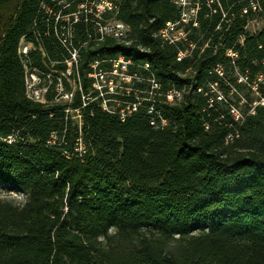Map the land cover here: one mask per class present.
<instances>
[{"label":"trees","instance_id":"16d2710c","mask_svg":"<svg viewBox=\"0 0 264 264\" xmlns=\"http://www.w3.org/2000/svg\"><path fill=\"white\" fill-rule=\"evenodd\" d=\"M84 1L66 0L62 13ZM113 1L133 42L89 43L83 85L95 57L149 62L163 91L184 90L178 102L156 104L164 128L151 124L147 101L125 121L92 102L80 129L54 93L48 103L29 99L19 43L25 37L55 58L60 24L43 0H0V264H264V27L247 31L264 17V0H255L257 12L251 0H193L198 26L182 23L187 39L173 44L154 31L181 20L176 1ZM75 27L84 40L90 26ZM31 54L42 67V52ZM210 83L227 96L257 84L259 96L245 95L236 120L232 101L219 100ZM81 105L77 92L71 106ZM17 130L15 143L4 140ZM53 132L57 142L48 143Z\"/></svg>","mask_w":264,"mask_h":264},{"label":"built area","instance_id":"2783aa9c","mask_svg":"<svg viewBox=\"0 0 264 264\" xmlns=\"http://www.w3.org/2000/svg\"><path fill=\"white\" fill-rule=\"evenodd\" d=\"M53 5H47L44 0L41 7L46 11L53 13L56 24H60L56 30V36L59 41V47L55 49L59 52L56 57H50L43 50L42 46H35L34 43L26 41L22 37L19 43L18 54L24 69L25 92L29 99L48 103V96L54 93L53 101L55 103L66 104L63 110L65 120H73L81 129L84 119V111L88 104L96 103L104 110L110 113H116L122 121H125L133 112L139 109L144 102H148L147 110L151 115V124L157 128H164L168 119L157 108L156 104L162 102L175 103L184 96V90L177 88L163 91L160 82L153 74L149 62L137 64L131 58L119 54L113 58L101 59L95 57L88 60L90 70L87 78L90 83L85 88L80 73L82 61V50L89 43H98L106 37H112L125 45L133 42L132 29L129 24L117 18L116 12L118 5L111 0H85L80 3L78 10L70 13L62 11L71 5L66 0H52ZM175 3L183 7L181 20L167 21L165 26L156 29L154 36L159 37L162 43H177L180 40H186L188 32L182 26V23H188L193 20V25L198 26L196 14L198 7L192 16L185 11L186 1L174 0ZM251 7L254 11H259V4L251 0ZM55 7H60L59 12H53ZM113 12L112 16H107L106 12ZM245 8L243 12L245 13ZM226 17V13H224ZM84 22L90 26L86 31L84 40L78 39L75 23ZM38 49L42 52L43 66L33 64L31 52ZM190 54V48L180 51L177 59L181 61L183 57ZM229 55H237L236 52L229 51ZM64 65L65 68H59ZM221 73V68L217 69ZM147 75H145L146 73ZM222 74V73H221ZM243 78L240 80L242 81ZM213 91L219 100L224 99V94L217 83H210ZM202 91V87L199 88ZM79 92L82 98V105L72 107L76 93ZM212 100V99H211ZM231 113L236 120L243 117L240 109L232 106ZM20 136V131H14L4 138L9 144L15 143ZM59 136L56 132L52 133V138L48 143H56ZM80 136L76 138L75 151L79 155L87 152V145ZM228 135L227 139H231ZM24 140V138H21ZM59 144H62L61 142Z\"/></svg>","mask_w":264,"mask_h":264},{"label":"rangeland","instance_id":"374dc122","mask_svg":"<svg viewBox=\"0 0 264 264\" xmlns=\"http://www.w3.org/2000/svg\"><path fill=\"white\" fill-rule=\"evenodd\" d=\"M186 1V5H185V11L189 14V16H192L193 13L195 12L194 9H196L195 7V3L196 2H193V0H184ZM264 27V17H262L261 15L259 16V14L255 15L254 18H252L248 25H247V31L250 32V33H257L259 31L262 30V28ZM236 76V73H232V72H229L228 73V79H234ZM242 77H240L239 80H241ZM224 93V91H223ZM250 93L252 95V97H254L255 99H257V97L259 96V93H258V87H257V84H254L252 86V88H250V86H242V89H239V93L237 92H234V91H231V93L228 94V96L226 95V93H224V95H226V99L232 101V104L234 106H236L237 108L239 109H242L244 108V103H245V95ZM241 96V99L239 101L238 100V97ZM2 194V192H0ZM12 198H20L21 196L20 195H15V194H12L10 195Z\"/></svg>","mask_w":264,"mask_h":264}]
</instances>
